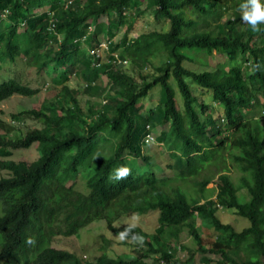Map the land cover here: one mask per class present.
Here are the masks:
<instances>
[{
	"label": "trees",
	"instance_id": "16d2710c",
	"mask_svg": "<svg viewBox=\"0 0 264 264\" xmlns=\"http://www.w3.org/2000/svg\"><path fill=\"white\" fill-rule=\"evenodd\" d=\"M69 1L71 6L65 7ZM240 1L0 0V45L9 39L11 49L29 46L38 54L43 47L46 54L57 52L56 46L44 45V40L54 38L47 31L48 16L34 13L49 8L56 13L58 22L53 25L63 40L54 57L71 66L77 61L84 65L82 90L69 87L65 73L55 75L44 92L49 99L43 97L38 108L11 114L10 122L0 120L4 130L0 171L6 173L0 177V264H125L105 255L84 262L52 246L58 238L73 237L95 220H105L116 235L127 226L118 223L127 214L154 211L159 212V227L151 240L135 245L138 257L128 264H141L147 255L169 264L168 252H177L183 228L202 263L211 264L210 256H215L217 264H264V31L253 32L242 22ZM143 5L152 10L156 24L168 28L130 39L134 23L144 13ZM229 12L232 16L222 21ZM3 13L6 22L1 19ZM103 17L106 23L100 22ZM21 22L24 27L18 33ZM260 27L264 29V24ZM121 29V37L113 41ZM84 36L91 49L101 41L109 42L107 64L91 66L92 57L85 55L79 40ZM57 42L55 37L53 43ZM214 53L225 58L211 68L206 58ZM17 54L16 49L5 57ZM157 57L165 61L155 67L152 60ZM127 63L130 71H126ZM257 64L259 70H255ZM151 68L153 73L144 72ZM102 76L109 83L104 94L97 85ZM154 89L156 104L144 110ZM204 90L222 106L228 136L215 146L206 143L196 149L201 124L195 114L194 105L199 103L194 91ZM39 92L9 82L0 86V103L15 94L34 97ZM25 117L39 121L41 128L9 136L19 130L15 123ZM204 123L215 128L211 116ZM168 124L170 135L182 142L183 157L175 159L181 181L205 190L217 178L216 202L208 200L203 205L213 209L199 211L197 217L158 193L140 192L143 175L128 160L141 158L147 139L157 127ZM164 139L169 137L161 134L159 140ZM34 144L39 157L32 163L9 160L14 151ZM121 165L129 167L131 175L116 188L100 190L79 178L87 169L96 174ZM231 168L240 173L236 182L230 178ZM77 182L83 184L82 191L76 189ZM42 205L46 216L53 218L50 224L37 219ZM219 208L248 220L249 226L236 232L216 215ZM210 229L215 237L204 239ZM135 231L143 236L140 229Z\"/></svg>",
	"mask_w": 264,
	"mask_h": 264
},
{
	"label": "clouds",
	"instance_id": "9594fccd",
	"mask_svg": "<svg viewBox=\"0 0 264 264\" xmlns=\"http://www.w3.org/2000/svg\"><path fill=\"white\" fill-rule=\"evenodd\" d=\"M238 4L240 5L238 11L240 13V17H241V20L243 21V23L247 24L253 32L264 31V29H261V27H260V25L264 24V0H242ZM68 6H71V1L67 2L65 7H68ZM34 13L36 15L46 14L48 16L49 25L47 26V31L49 33H52L54 35V38L57 37L58 42L53 43L54 38H51V39H49V41L44 40V45L56 46L55 49L57 52L49 51L48 54H46L44 52L45 48L43 47L41 52L38 54L36 49L29 50V46H25V47L17 46V48L11 49L10 46H8V44H10L9 39L6 40V42H4V43H2V45H0V76H5L7 79L5 81L1 82L0 86L2 84H6V83L11 82V83H15L19 86L24 85V86L30 87L31 89H38V88H33V87L25 84L22 79L38 76L42 73H45L47 75V78H48L49 83L47 85V89L50 87V83L53 82L55 75H62L65 73L68 77V82L66 83L67 85H68L69 81L72 80L74 77H78L79 79L81 77V72L84 70V65L83 64H77V63H79V61L76 62L77 65L75 64L74 66H71L70 64H68L66 62L57 61V59L54 57L55 55H58V52L61 50V49H59L58 46L63 41V40H61V36L57 33L56 28L53 25V21H55V20L57 21L56 13L54 11L50 10L49 8H41V9L34 11ZM5 16H6V14H4V13L1 16V19L4 20L3 22H6ZM23 27H24V22H21L18 25L17 32L20 33L21 29ZM89 33L90 32L86 33V35L88 37H89ZM79 40H81V45H83L84 51L87 52L85 55L92 57L91 66H96V68H97L99 66H102V65L108 63L109 60L102 61L101 56L105 53H107V56H108V54H109L108 53L109 42L101 41L97 46H95L93 49H91L86 45L87 44L86 36L80 38ZM103 42L106 44L104 48L101 47V46H104ZM3 45L6 47L8 52L3 53V49H4ZM16 49L18 52L17 55L5 57V54L11 55L14 53V51H16ZM68 54H69V56L74 55L73 53H68ZM70 62L74 63V61L72 59H70ZM259 69H260V65L259 64L255 65V70H259ZM32 72H34V74H32ZM205 92H207V91L204 90V94H205ZM39 93H44V91L40 90ZM15 95H17V94H15ZM17 96L26 97V96H21V95H17ZM36 96H39V95H36ZM196 98H198L197 102L199 104L194 105V109H195V114H197L198 120L200 121L201 129H200V133L197 135V137L195 139L194 146L196 149L200 148L202 145H204L206 143H211L213 146H215V142L218 139H219V141H221L225 137L228 136V131H226L227 128L224 127L228 122L224 118L223 108L220 104L213 101V103L215 105L219 106V108L220 109L222 108V109L220 110L219 113H217L216 116L212 117L211 113L208 112V106L206 104L200 103L199 97H196ZM202 107H204V109ZM199 111H201V112H199ZM200 116H204L205 119L207 118V116H211L212 121L215 124V128L212 129L210 126L206 125L204 123L205 119H201ZM168 129H169V131L167 130L168 133L166 132L165 135L169 137V140L164 139L163 141H160L159 137L162 134V132H161V133H159V135H156L155 138L152 136L151 138L147 139V141L145 142V145L148 144L150 146H152V145L149 144V142H148L149 140H153L156 143L155 146L157 148V151L159 150V153L155 155V157L159 160V162L156 165L150 166V159L152 157H150L146 153L145 145L142 149V157L141 158L135 159L133 161H132V158H128V160L130 162H133V165H135L134 167L139 171V173H141L143 175L142 181L140 182V184L138 186V189L140 192L146 193V194L148 192H150L151 194L152 193H158V194L162 195L163 197H165L166 199H168L169 201L178 203L186 211V213L189 212L193 216L197 217L199 211H205V210L213 209V208L203 207V205L208 200H212V201L216 202L217 188L215 187V185H216L217 178H214L213 181L210 182L206 186L207 190L212 191L211 195H209V196H206V194H205L206 189L201 190L199 186H197L191 182L190 183H183L181 181L182 172L175 165V159L183 157L184 151L182 150V142L175 140V138L170 135V127ZM171 138H172V141H171ZM167 143L169 144L168 148L166 150L162 149ZM172 147L174 149H172ZM163 151L167 152V154H168L167 158H165L162 155ZM98 157L99 156H97L96 158H98ZM155 157H153L152 159H155ZM139 161H143L144 167L142 169L138 165ZM154 166L156 168H158L157 173L154 171H149V172L145 171L147 168H153ZM130 175H131V169L127 166L121 165V166H118L115 168L110 167L108 169L97 171L96 174L94 173V171L92 169H87L84 171V178L83 177H79V178L82 179L83 181L86 180L88 183L95 185L98 189L101 190V189L108 188V187L116 188V187L124 185V183H122V182L124 180H126ZM192 185L194 187V194L195 195L188 197L186 195V193H184L183 190L184 189L189 190ZM209 185H211L212 188H208ZM216 206H217V204H216ZM221 210H224V209H222V208L217 209V211H216L217 216ZM46 211H47V209L43 205L37 209V213H36L37 219L39 220V222L41 224H43V222L50 224V222H52V220H53V218H48L46 216ZM149 213H155L156 214L155 228H154L152 233H147L144 230H142L140 227H138V225L140 223V216H143V215H139V214H135V213H131V214L126 215V216L132 215L129 219V223L128 224H122V225H127V226L124 227L122 231H119L116 235L108 230L105 220H95V221L91 222L88 225V227L95 222L98 223V222L104 221L106 224V229L109 232H111L113 235H115L119 239V241L124 242V243H126V242L130 243L131 242L133 244V249H132L133 253L131 252L130 254H127V253L121 254V255H118L116 258H109L106 254V247L108 246L109 243H108V241H105L106 245L100 247V249H99L101 252L100 256L104 257V255H105L106 256L105 258H107L113 262L123 261V262H125V264H128L127 262L131 259L135 260L138 257V255L135 253V250L138 249V247L135 245H142L144 240H146V239L151 240L155 235V229L159 227V224H158L159 212L154 211V212H149ZM149 213H147V214H149ZM144 215H146V214H144ZM126 216H124V217H126ZM196 223H197V225H199L201 223L200 219L196 218ZM135 228L140 229L143 236L140 235L139 233H137L135 231ZM83 229H85V228H83ZM184 231H186L185 228H183L181 230L180 235ZM78 233L73 237L79 236ZM186 233H187V231H186ZM31 242L32 241L29 240V243H31ZM193 244H194V242H193ZM176 245L178 247H177V252L174 255H173L172 251L168 252V254L170 256L169 262H168L169 264H193L194 255H198L200 258L198 264H206V263L201 262V254L197 253L196 250H195V254H194V252H189L186 260H180L179 258H177V253L182 250V247H181L179 241ZM65 252H67V251H65ZM67 253H69V252H67ZM69 254L75 255L72 253H69ZM78 258L84 260V262L89 261V260L84 259L82 257H78ZM154 263L166 264L164 259H159L156 256H148V255H147V257L142 258L141 264H154Z\"/></svg>",
	"mask_w": 264,
	"mask_h": 264
},
{
	"label": "rangeland",
	"instance_id": "374dc122",
	"mask_svg": "<svg viewBox=\"0 0 264 264\" xmlns=\"http://www.w3.org/2000/svg\"><path fill=\"white\" fill-rule=\"evenodd\" d=\"M84 1V0H82ZM141 10L144 12L139 19L136 20V22L133 25V33H130L128 35V38L133 39L137 38L140 34L143 33H148L153 30H167L168 26L167 25H158L154 21L153 17V12L151 9H145V5L141 7ZM240 14V13H239ZM232 16V13L229 12L226 14L222 21H225L227 18ZM241 18V17H240ZM101 23H106V18H101L100 19ZM243 22V21H242ZM123 32V29H121L117 35V37L113 40H119ZM104 46H101L102 48L105 47V43L103 42ZM115 55H118V52L115 53ZM224 56H221L220 54L214 53L211 57L206 58L207 62L210 64L208 67L213 68L218 61H223ZM102 61L109 60L107 57V53L103 54L101 56ZM161 61H165V58L160 59L159 57L155 58L152 60V64L155 67H158L161 63ZM127 70H131V65L127 63ZM199 67V66H198ZM202 69L199 70H203ZM153 68L147 69L144 72L145 73H153ZM197 70V71H199ZM34 74V72H32ZM7 78L5 76H0V83L5 81ZM23 82L33 88H38L41 91L48 92L47 91V85H48V78L45 73H42L38 76L34 77H29L26 79H22ZM69 87L71 88H76L79 90H82V87L84 86V82L80 80L78 77H74L72 80L69 81L68 83ZM97 85L100 87L102 90L100 94H104L106 90L108 89L109 83L106 78V76H102L101 79L97 82ZM157 89H154L151 93L148 94L147 100L144 102V110H147L149 108H152L156 104L155 97H157ZM194 96L199 97V101L202 104H206L208 106V112L211 113V116H216L217 113L220 112L219 106L215 105L213 103L212 97L208 92L202 93L200 91V94L196 91H194ZM43 97H48L50 98V95H45L44 93L40 94L39 96H34V97H20V96H13L10 99L0 103V120L4 123L10 122V115L15 114L18 112H23V111H28L32 108H38ZM81 99L86 98L84 95L80 96ZM179 99V97H178ZM200 110V109H199ZM201 112V111H199ZM201 115V114H200ZM201 119H205L204 116H200ZM41 123L35 119L25 117L22 121L16 122L15 127L18 128L19 130L17 132H13L9 136L12 138L17 137L18 135L23 136L28 130L35 129V128H41ZM170 124L165 125L163 127H157L156 131L153 132L151 136L154 138L156 135H159V133L162 132L163 135L168 133ZM168 130V131H167ZM4 130H2L1 125H0V135H2ZM172 141V138H171ZM150 145H145L146 147V153L150 157H155L156 154L159 153V150L157 151L156 148V143L153 140L148 141ZM180 143V142H179ZM168 143L162 148L166 150L168 148ZM157 151V152H156ZM162 155L167 158L168 154L166 151L162 152ZM39 157L36 145L34 144L31 148L28 149H21V150H16L13 152V156L9 158V160H12L14 162H26V163H32ZM150 159V166L156 165L159 160L155 157V159ZM138 165L142 169L144 167L143 161H139ZM232 166V164H231ZM145 171H154L158 172V168L155 166L153 168H147ZM6 173L0 171V177L5 176ZM230 178L232 179L233 182H236L237 178L240 176V173L236 170V168H231V171L229 173ZM208 188H212L211 185H209ZM76 189L82 191L83 190V184L81 182H77ZM186 195L189 196H194V187L193 185L190 187L189 190L184 189L183 190ZM206 196L211 195L212 191L210 190H205ZM241 194H243L241 192ZM248 199V198H247ZM132 215H128L126 217H123L118 223L120 224H128L129 219ZM218 217L223 223H228L231 225L236 232L241 231L243 228H246L249 226L248 220L236 216L235 214L229 212L228 210H221L220 213L218 214ZM155 220H156V214L155 213H149L143 216H140V223L138 227H140L142 230H144L147 233H152L154 228H155ZM201 224V223H200ZM79 236L77 237H70V238H58L54 244L53 248L59 251H67L69 253L75 254L77 257H82L84 259H87L89 261L94 260L95 258L99 257L101 255L100 252V247L105 246V241H108L109 244L106 247V254L109 258H116L118 255L121 254H130L133 249V244L130 242H121L119 239L113 235L111 232H109L106 229V224L104 221L101 222H95L91 224L89 227L82 229L78 233ZM215 237V232L210 229L209 234L205 235L204 234V239H212ZM179 242L182 247V250L177 253V258L180 260H186L189 252H194L196 250V246L193 244L192 239L189 237V235L184 231L180 237H179ZM133 253V252H132ZM212 263L211 264H217V257L215 256H210ZM200 258L198 255H194L193 257V264H198ZM264 262V259L262 260Z\"/></svg>",
	"mask_w": 264,
	"mask_h": 264
},
{
	"label": "bare ground",
	"instance_id": "6f19581e",
	"mask_svg": "<svg viewBox=\"0 0 264 264\" xmlns=\"http://www.w3.org/2000/svg\"><path fill=\"white\" fill-rule=\"evenodd\" d=\"M40 44V43H39Z\"/></svg>",
	"mask_w": 264,
	"mask_h": 264
}]
</instances>
